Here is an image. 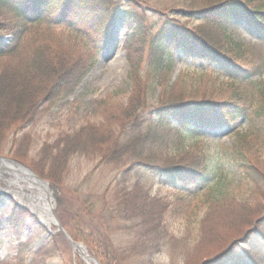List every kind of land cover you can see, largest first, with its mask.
Returning <instances> with one entry per match:
<instances>
[{
	"label": "trees",
	"instance_id": "obj_1",
	"mask_svg": "<svg viewBox=\"0 0 264 264\" xmlns=\"http://www.w3.org/2000/svg\"><path fill=\"white\" fill-rule=\"evenodd\" d=\"M10 1L0 0L2 31L9 27L10 19L5 13L10 11ZM43 1L47 6L44 10L38 8L39 0H25L15 12L13 39L8 42L0 40V152L6 140L12 137L21 139L22 150L9 151L12 158L49 180L56 193L65 186L74 158L98 161L99 165L94 170L102 164L123 168L122 177L101 197L111 196L112 221H138L137 242L131 248L133 252L140 250L139 255L147 258L143 264H154L152 256L164 246V236L168 234L166 216L171 202L160 194L152 195L141 181L137 168L157 171L173 185L195 182L200 174L209 175L221 170L220 179L210 186L202 199L203 204L211 203L209 213L203 218L205 224H211L222 212L226 207L224 199L230 195H233L237 207L244 208L237 215L236 210L230 216L236 215L233 221L244 222V228L252 224L250 219L264 213V172L250 155L253 141L264 146V89L259 88L256 96V93L247 94L244 99L235 83L248 81V77L236 80L232 76L227 80H231L233 86L227 91L217 89L214 95L194 93V96L184 99H168L160 94L155 104L150 105L151 88L162 91L171 83L173 62L166 57L171 44H183L192 55L212 60L232 72L241 71L234 57L246 54L251 47L222 22L228 21L226 18L234 13L246 16L250 29L264 41L262 0H167L157 3L153 0H129L125 4V0ZM122 7L126 9L124 18L128 36L125 52L131 85L127 99L122 101L115 95L108 96L97 106L108 114L106 122L87 121L81 128L59 135L52 143L45 142L37 152V160L36 157L27 158V153L33 150V137L31 133L22 134L21 131L37 122L44 112L45 103L75 92L88 73L89 66L85 64L87 54L89 61L94 62L105 46L109 20L122 12ZM149 14L159 17V23L153 25ZM180 18L184 21H179ZM51 29L67 34L72 43L66 50L60 51L61 45H55ZM39 34L40 39L34 37ZM29 41L35 45L30 53L25 45ZM73 54L77 55L76 59L72 58ZM249 101L252 108L247 104ZM150 113L156 116L155 120L150 119ZM236 115L245 117L249 128L245 134L231 133L236 141L230 144L225 154L227 167L243 177L252 189L247 199H241L230 191L237 182L222 167L218 169L215 166L206 139L197 134L211 122L208 117H218L223 121V118ZM105 128L110 129L108 133ZM89 179L70 190L68 195L58 193V216L64 228L74 240L83 241L101 264H121L131 260V249L121 253L109 233H93L92 236L85 233L84 227L90 226L99 212V195L88 188ZM245 209L249 210V215ZM22 212L15 220L9 219L7 229L14 222L15 225L21 223L25 211ZM99 214L101 217L96 219L101 220L102 215L107 217L104 212ZM259 218L255 220L254 227L264 222ZM4 223L5 220H0L2 230L5 229ZM132 227L127 226L124 230ZM238 231L227 233L233 235ZM200 233L199 237L206 236L205 231ZM255 237L256 232L249 230L246 240ZM93 240L98 242V246H92ZM224 256L226 254L214 256L206 264H226ZM251 260L252 264H264L260 253Z\"/></svg>",
	"mask_w": 264,
	"mask_h": 264
},
{
	"label": "rangeland",
	"instance_id": "obj_2",
	"mask_svg": "<svg viewBox=\"0 0 264 264\" xmlns=\"http://www.w3.org/2000/svg\"><path fill=\"white\" fill-rule=\"evenodd\" d=\"M133 1L139 2L140 0ZM153 1L157 3L158 1L167 0ZM125 3H129V0H125L123 4ZM261 3H264V0ZM147 7L149 8L150 6ZM121 9L124 12L119 11L114 18L109 20L105 47L95 61L91 63L89 54H87L85 64L89 66L88 73L75 92L70 94V96L57 98L52 103H45L43 105L44 112L37 122L23 128L21 131L22 134L25 132L31 133L33 137V150L28 152V155L25 154L27 158L35 159L36 157L37 160V152L45 142L52 143L59 135L77 130L87 121L97 124L106 122L108 114L101 109L99 110L97 106L100 101L105 100L108 96L115 95L118 100L122 101L127 99L131 90L128 74L129 63H127L124 52L128 31L124 18L126 9L123 7ZM148 17L153 25L158 24L160 21V18L155 15L149 14ZM10 19L7 30L3 32L0 30V35L3 36L0 37V40L6 41L13 36L11 34L14 29L12 24L14 15H11ZM180 20L184 21L182 18ZM192 24L194 25L195 22H192ZM227 26L236 31L238 36L246 40L245 44L251 47L247 49L246 54L241 53L240 57H234L236 58V64H238L240 69H245L244 73L249 76L250 80L235 84L244 99L247 94L253 95L256 93V96L259 88L264 89V42L251 33L249 25L244 23V20L239 15H232L228 19ZM51 31L54 34L53 42L55 45H61L60 51L66 50L72 43L67 34L58 33L52 29ZM34 37L40 39L41 36L39 34ZM25 45L26 51L29 53L35 46L30 41ZM167 50L166 57L173 62L171 83L167 88H163L162 91L159 88H151L150 105L155 104L160 94L165 95L168 99H184L194 96V93L214 95L217 89L227 91L233 86L231 80H226L228 77L234 76L235 79H243L246 76L242 71L232 72L212 60L205 59L199 55H192L183 44H171ZM72 58L76 59L77 55L73 54ZM76 66L79 68L80 65L77 64ZM239 72L242 75H239ZM204 74L207 76H204ZM199 76H204V78ZM247 104L251 107L250 101ZM115 106L118 105L115 104ZM149 116L152 120L156 119L153 114H149ZM229 123L230 125L227 126L217 120L212 125L213 127L207 131L210 156L213 157L214 164L218 169L222 167L230 178L237 182L235 186H231L230 191L235 192V196L241 199H247L252 189L248 187L243 177L238 176L236 173L234 174L232 168L227 167L225 153L230 144L236 141V137L228 136L226 133L231 129L240 128L237 132L244 134L249 126L248 123L246 124L245 118L241 117H234ZM109 130V128L104 129L107 133ZM248 136L250 137L251 135L248 134ZM12 138L3 142V151L0 152V156L21 164L20 161L11 157L12 155L9 151L22 150L20 147L22 140ZM18 138L21 137L18 136ZM252 144L251 159L255 160L261 171L264 172V146H260L255 141ZM71 163L70 176L65 186L60 188L58 192L64 193V195H68L70 190L78 188L97 165V162H88L81 157L74 158ZM137 169L141 181L152 195L160 194V196L171 202L166 216L168 234L164 236L165 242L160 252L152 256L154 264H202L203 261L219 255L235 240H244L245 245H237L229 253L230 257L239 252L237 258L240 256L245 258L247 253H253L256 248L257 252L264 256V239L260 234H257L253 240H246L248 230L254 227L255 220L258 217H263L264 213H259L256 218L250 219L252 224L244 228V222L233 221L236 218L235 216L242 212L244 208L237 207L235 201H233V195H230V197L224 199L226 207L222 212L216 216L211 224H205L206 222H203V218L209 213L211 208V203L203 204L202 201V193L204 191L201 188L204 184H209L206 177L200 178L197 183L190 182L188 185L180 184V186H174L168 184V181H165L157 171H151L146 167ZM219 172L220 176L221 170ZM121 173L122 168L120 166H100L90 177L89 188L99 195L98 200L100 202L97 201V210L104 212L107 217L102 215L101 220L96 219L101 217L99 212H97L94 216L95 220H92L90 226L84 227V231L90 236L93 233L96 235L103 232L109 233L115 246L120 248L122 253L127 248L128 252L130 249L132 251L131 245L137 242L138 221L136 220L135 223H122L118 219L112 221L110 215L114 212H112V205H110L111 196L101 197V194L114 183ZM1 177L3 179H0V188L4 190L2 192V189H0V218L10 217V219L15 220L20 213L23 214L22 209L27 210L12 193L15 190L20 191L21 187L18 184L10 185L9 180L13 176L9 173L3 171ZM23 185L28 186L29 183L25 182ZM58 193H56V188H53L51 196L52 208L56 218L60 212ZM236 210V215L230 216ZM245 210H247V215H249V210ZM130 225L133 226L132 229L124 230ZM256 229L262 234L264 232V222L260 226H256ZM56 230L54 225L49 229L42 226L39 219L27 210L26 213L24 212L21 223H16L15 225L14 222L9 229H6V232L0 231V264H85L84 261L80 260L78 253L75 254L67 241L64 238L61 239L59 237L60 234L54 233ZM201 230L205 231V237H199ZM230 230H239V233L231 235V232L227 233ZM221 233H223L222 237L219 238ZM91 244L94 247L98 246L96 240H93ZM139 252L140 250L137 252L132 251L131 260L135 259L136 263L134 260H126V262L121 264H143V262L147 261V258L140 256ZM90 255L93 256L92 254ZM118 258H116L117 262H119ZM242 264H245V262Z\"/></svg>",
	"mask_w": 264,
	"mask_h": 264
},
{
	"label": "bare ground",
	"instance_id": "obj_3",
	"mask_svg": "<svg viewBox=\"0 0 264 264\" xmlns=\"http://www.w3.org/2000/svg\"><path fill=\"white\" fill-rule=\"evenodd\" d=\"M13 178L9 180L10 185L18 184L21 186V190L13 191L14 197L18 198L19 203L28 208L40 223L45 225L47 229L53 226L54 219H52V198L48 191V188L37 179L31 178L29 175H25V178H20L17 173L12 174ZM0 179H3L0 177ZM26 179L29 183L28 186H24L25 183H20L18 180ZM90 264V262H88Z\"/></svg>",
	"mask_w": 264,
	"mask_h": 264
},
{
	"label": "water",
	"instance_id": "obj_4",
	"mask_svg": "<svg viewBox=\"0 0 264 264\" xmlns=\"http://www.w3.org/2000/svg\"><path fill=\"white\" fill-rule=\"evenodd\" d=\"M0 169L3 170L4 168H0ZM58 229H59V231L62 232V234L64 235V237L66 238V240H68V242L70 243V245H72V247H73L74 249L79 250L80 253H81V255L85 254V251H84V250H81V249H82V246H81L80 244L74 242L72 239H70L69 236H68V234L65 232L64 229H62V227H61L60 224L58 225ZM85 255H86V254H85ZM87 258H88V257H87ZM90 260H92L95 264H98V262H97V260H95V258H94V259L92 258V259H90Z\"/></svg>",
	"mask_w": 264,
	"mask_h": 264
}]
</instances>
